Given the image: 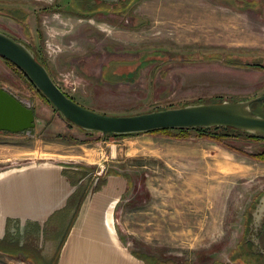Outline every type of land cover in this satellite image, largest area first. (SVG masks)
<instances>
[{
	"label": "rangeland",
	"instance_id": "rangeland-1",
	"mask_svg": "<svg viewBox=\"0 0 264 264\" xmlns=\"http://www.w3.org/2000/svg\"><path fill=\"white\" fill-rule=\"evenodd\" d=\"M85 1L0 0V31L25 44L83 107L118 116L264 94V0H136L118 15ZM45 39L59 50L48 54ZM0 86L35 112L34 135L0 132L19 165L54 161L125 177L113 219L137 256L262 264L244 243L252 198L264 185V160L254 157L264 140L241 130L220 142L194 131L181 139L86 131L1 58ZM251 109L264 117V106Z\"/></svg>",
	"mask_w": 264,
	"mask_h": 264
},
{
	"label": "crops",
	"instance_id": "crops-1",
	"mask_svg": "<svg viewBox=\"0 0 264 264\" xmlns=\"http://www.w3.org/2000/svg\"><path fill=\"white\" fill-rule=\"evenodd\" d=\"M2 141L0 163L12 166L0 170L1 259L15 264H151L127 248L115 228L113 212L127 187L125 177L54 161L19 165Z\"/></svg>",
	"mask_w": 264,
	"mask_h": 264
},
{
	"label": "water",
	"instance_id": "water-1",
	"mask_svg": "<svg viewBox=\"0 0 264 264\" xmlns=\"http://www.w3.org/2000/svg\"><path fill=\"white\" fill-rule=\"evenodd\" d=\"M0 56L24 71L64 119L86 131L127 135L156 129L222 126L264 136V117L251 109L253 102L264 101V94L246 100L194 103L131 115H106L85 108L66 96L35 54L25 44L1 31ZM35 125L34 110L0 86V131L31 136Z\"/></svg>",
	"mask_w": 264,
	"mask_h": 264
},
{
	"label": "flooded vegetation",
	"instance_id": "flooded-vegetation-1",
	"mask_svg": "<svg viewBox=\"0 0 264 264\" xmlns=\"http://www.w3.org/2000/svg\"><path fill=\"white\" fill-rule=\"evenodd\" d=\"M135 2L136 0H86L84 4L93 8L96 12L107 9L109 13L118 15L133 7ZM76 8H73V10L78 11ZM78 12L80 15H89L88 12L82 10ZM120 17L121 15H119ZM118 21L120 22V19ZM256 194V197H253L254 199L252 198L251 201L252 210L248 212L249 220L246 226L244 244L251 249V252L256 251V256L264 264V185L260 187ZM254 210L256 213H254Z\"/></svg>",
	"mask_w": 264,
	"mask_h": 264
},
{
	"label": "trees",
	"instance_id": "trees-1",
	"mask_svg": "<svg viewBox=\"0 0 264 264\" xmlns=\"http://www.w3.org/2000/svg\"><path fill=\"white\" fill-rule=\"evenodd\" d=\"M0 58L3 59L5 62H7L12 68H14L21 75V77L24 79V81L28 85H30L34 90H36V92L44 100H46L47 102H49L48 99L46 98V96L43 95L42 92L39 89H37L36 86L31 82V80L29 79V77L27 76V74L24 73V71H22L19 67H17L13 63H11L7 59H5L4 57L0 56ZM36 59L41 64H43L37 57H36ZM251 65H253V66H259L260 64L259 65L258 64H251ZM65 95L68 96V97H70L75 102H77L74 98H72L68 94L65 93ZM255 103H258L261 106H264V102H253L252 104H255ZM231 130L232 131H235L236 129L229 128V127H222V126L212 127V128H174V129H156V130L149 131L147 133L148 134H156V135L159 134V135H163V136L168 137V138H176V139L179 138V139H181V138H186V137L190 136V134H188V133L190 131H194V135L191 134V136L203 137V138H206V139L215 141V142L216 141L217 142H220L221 141V138L224 137V136H227L229 134V132H231ZM0 132H3L4 134H20V133H9V132H6V131H0ZM107 135H111V134H107ZM245 135L248 136V137H250V138H252L253 140H264V136H259V135L249 134V133H246ZM115 136H118V135H115ZM254 157L257 158V159H259V160H261V161H263L264 160V151L263 152H260L257 155H254Z\"/></svg>",
	"mask_w": 264,
	"mask_h": 264
},
{
	"label": "built area",
	"instance_id": "built-area-1",
	"mask_svg": "<svg viewBox=\"0 0 264 264\" xmlns=\"http://www.w3.org/2000/svg\"><path fill=\"white\" fill-rule=\"evenodd\" d=\"M44 46H45V50L48 54L55 53L57 50H59L58 45H55L49 39H45Z\"/></svg>",
	"mask_w": 264,
	"mask_h": 264
}]
</instances>
